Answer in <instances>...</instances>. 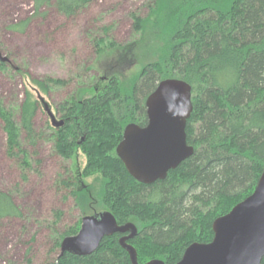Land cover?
Returning <instances> with one entry per match:
<instances>
[{
	"label": "trees",
	"instance_id": "obj_1",
	"mask_svg": "<svg viewBox=\"0 0 264 264\" xmlns=\"http://www.w3.org/2000/svg\"><path fill=\"white\" fill-rule=\"evenodd\" d=\"M30 1L36 10L52 5L72 16L90 0ZM133 17L139 37L119 45L96 40L98 55L87 69L95 68L107 48L116 51L115 63L122 68L137 64L134 73L112 72L77 87L57 106L63 124L48 126L54 151L65 160L80 150L85 164L78 175L60 180L80 216L55 234L56 256L43 264H132L119 233L103 237L90 254L59 255L60 241L78 231L81 218L102 210L119 225L135 224L137 234L127 242L139 264L154 258L173 264L190 243L212 239V221L248 196L264 170V0H154L143 18ZM0 66L9 67L4 61ZM164 78L191 87L185 134L193 153L164 179L143 184L128 174L115 146L127 123H146L145 98ZM30 82L44 93L68 83L32 77ZM38 106L25 89L16 123L11 110L0 105L6 153L25 180L33 164L26 147L36 146L43 135L33 124ZM78 176L92 181L80 183ZM17 215L10 195L0 190V218Z\"/></svg>",
	"mask_w": 264,
	"mask_h": 264
},
{
	"label": "rangeland",
	"instance_id": "obj_2",
	"mask_svg": "<svg viewBox=\"0 0 264 264\" xmlns=\"http://www.w3.org/2000/svg\"><path fill=\"white\" fill-rule=\"evenodd\" d=\"M153 2L90 0L74 15L64 16L52 5L36 10L30 0H0V53L6 58L5 66H9H0V105L11 110L18 123L24 90L29 89L59 119L57 106L77 87L112 72L133 74L137 64L133 62L127 69L117 65L114 49H103L95 68L87 67L98 55L96 40L103 38L119 45L137 39L133 15L143 18ZM22 22L25 25L20 29ZM149 22L154 20L150 18ZM110 65L113 67L108 68ZM31 77L68 83L51 85L44 93L33 90ZM33 124L43 135L36 146L26 147L33 164L25 180L6 153V136L0 120V190L10 195L19 211L17 216L0 218V264H43L54 258L55 234L73 226L80 216L73 196L60 185V180L72 173L78 175L85 164L84 155L76 150L73 158L64 160L54 151L48 128L52 125L41 102ZM78 179L84 184L92 181L91 177Z\"/></svg>",
	"mask_w": 264,
	"mask_h": 264
},
{
	"label": "water",
	"instance_id": "obj_3",
	"mask_svg": "<svg viewBox=\"0 0 264 264\" xmlns=\"http://www.w3.org/2000/svg\"><path fill=\"white\" fill-rule=\"evenodd\" d=\"M6 58L0 53V61ZM53 127L63 124L40 99ZM146 123H127L115 154L128 174L136 181L150 184L162 180L167 172L193 153L186 141L185 125L192 111L191 87L179 78H164L144 101ZM209 242H192L173 264H260L264 256V170L253 191L211 224ZM114 233H127L119 244L127 251L132 264H139L134 247L127 242L137 234L132 222L117 224L107 210L81 218L78 231L60 241L59 255L66 251L90 254L101 239ZM142 264H167L150 259Z\"/></svg>",
	"mask_w": 264,
	"mask_h": 264
},
{
	"label": "flooded vegetation",
	"instance_id": "obj_4",
	"mask_svg": "<svg viewBox=\"0 0 264 264\" xmlns=\"http://www.w3.org/2000/svg\"><path fill=\"white\" fill-rule=\"evenodd\" d=\"M58 117H59V119H61L60 118V115H58ZM58 119V118H57ZM120 234V233H119ZM127 233H122V234H120L121 236H123V235H126ZM128 241V240H127Z\"/></svg>",
	"mask_w": 264,
	"mask_h": 264
}]
</instances>
